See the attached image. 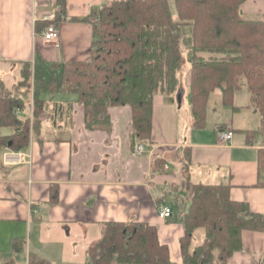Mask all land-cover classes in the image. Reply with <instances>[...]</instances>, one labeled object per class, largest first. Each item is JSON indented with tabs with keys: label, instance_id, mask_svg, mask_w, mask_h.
Instances as JSON below:
<instances>
[{
	"label": "crops",
	"instance_id": "0c3cea01",
	"mask_svg": "<svg viewBox=\"0 0 264 264\" xmlns=\"http://www.w3.org/2000/svg\"><path fill=\"white\" fill-rule=\"evenodd\" d=\"M109 1L0 0V79L13 88L22 79L23 63L32 67L31 84L12 92L25 101L15 113L29 119L28 144L19 149L6 144L14 127L0 124V264H92L88 248L102 238L105 223L127 220L156 225L170 259L182 262L185 209L166 199L184 193L188 183H227L232 199L264 214V139L251 130L260 126L261 114L245 84L235 91L232 104L222 103L216 88L212 94L218 99L212 105L209 99L205 126L193 127L188 26L181 41L188 61L186 83L173 97L154 95L152 141L145 142L142 153L133 141L129 105L110 106L109 121L88 127L79 92L61 86L40 91L43 101L35 115V80L59 82L63 63L90 58L93 25L84 17ZM240 9L264 17V0H244ZM172 12L176 17L177 10ZM51 21L57 25L58 44L43 39ZM222 129L234 131L230 142L219 140ZM163 202L172 205V216H159ZM241 240L242 248L227 264L264 262V230L245 228Z\"/></svg>",
	"mask_w": 264,
	"mask_h": 264
},
{
	"label": "trees",
	"instance_id": "16d2710c",
	"mask_svg": "<svg viewBox=\"0 0 264 264\" xmlns=\"http://www.w3.org/2000/svg\"><path fill=\"white\" fill-rule=\"evenodd\" d=\"M243 1L111 0L93 7L84 17L93 25L90 58L63 63L59 82L35 80V115L43 101L40 91L62 86L79 92L88 127L109 121L110 106L129 105L135 145L150 144L154 95L162 92L173 97L180 89L185 62L182 31L188 26L193 127L205 126L208 102L216 88L222 91V103L232 104L235 91L245 84L261 114L260 126L251 130L264 139V17H244ZM31 78L32 67L26 61L22 79L13 88L0 79V124L14 127L4 142L15 149L29 142V119L15 113L17 107H25V101L12 92L29 86ZM37 123L35 118L34 128ZM260 166L264 171V148ZM187 186L182 262L170 259L169 246L160 241L156 225L127 220L105 223L102 238L88 248L92 264H227L232 253L242 248L243 229L264 230V214L232 199L229 184ZM172 204L177 207L175 200ZM199 233L202 238L195 243Z\"/></svg>",
	"mask_w": 264,
	"mask_h": 264
},
{
	"label": "built area",
	"instance_id": "2783aa9c",
	"mask_svg": "<svg viewBox=\"0 0 264 264\" xmlns=\"http://www.w3.org/2000/svg\"><path fill=\"white\" fill-rule=\"evenodd\" d=\"M53 18V15L51 16ZM43 39L46 42H51L58 44V30L57 25L54 22H49L45 25L43 29ZM234 136V131L232 129H222L218 133V138L221 142H230ZM146 148V144L144 142H138L136 146V151L142 153ZM158 214L160 217L167 218L172 216L173 207L168 203H161L158 208Z\"/></svg>",
	"mask_w": 264,
	"mask_h": 264
},
{
	"label": "rangeland",
	"instance_id": "374dc122",
	"mask_svg": "<svg viewBox=\"0 0 264 264\" xmlns=\"http://www.w3.org/2000/svg\"><path fill=\"white\" fill-rule=\"evenodd\" d=\"M173 4V3H172ZM174 5V4H173ZM172 9L173 10H176V8H175V6L173 7L172 6ZM241 14L243 15V16H245V17H250V18H258V17H260V16H258V17H256V16H251V15H246L245 13H243V10L241 11ZM186 62H188L187 61V59H186V57H185V62H184V70H183V79L181 80V84L180 85H182V83L183 84H185L186 83V77H185V74H186V69H187V66H186ZM216 99H218V95L216 94V93H213L212 94V96H211V99H210V105H212V104H214V100H216ZM187 108V103L186 102H184L183 104H182V108H181V111L183 112V114H185V109ZM226 109V108H225ZM182 114V115H183ZM221 115V114H220ZM215 117L213 116V119H214ZM212 122V119L210 118V119H208V125H210V123ZM178 189V188H177ZM185 190H186V192H190V189H189V186H186V188H185ZM172 195H171V197H168L167 199H166V201L167 202H169V203H172V200H175L176 201V203H177V206H179V207H184L183 205L185 204V200H187L185 197V195H184V193H178L177 191L176 192H174V193H171ZM57 264V263H56Z\"/></svg>",
	"mask_w": 264,
	"mask_h": 264
},
{
	"label": "water",
	"instance_id": "95a60500",
	"mask_svg": "<svg viewBox=\"0 0 264 264\" xmlns=\"http://www.w3.org/2000/svg\"><path fill=\"white\" fill-rule=\"evenodd\" d=\"M181 95H182V91H180V92L177 94V100H178V102H180V100H181Z\"/></svg>",
	"mask_w": 264,
	"mask_h": 264
}]
</instances>
